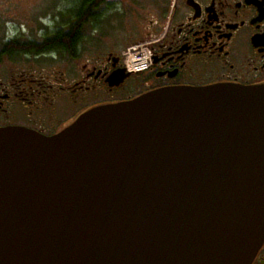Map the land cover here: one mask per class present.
Returning a JSON list of instances; mask_svg holds the SVG:
<instances>
[{
	"label": "water",
	"instance_id": "obj_1",
	"mask_svg": "<svg viewBox=\"0 0 264 264\" xmlns=\"http://www.w3.org/2000/svg\"><path fill=\"white\" fill-rule=\"evenodd\" d=\"M264 87H172L52 136L0 128V264H251Z\"/></svg>",
	"mask_w": 264,
	"mask_h": 264
},
{
	"label": "flooded vegetation",
	"instance_id": "obj_2",
	"mask_svg": "<svg viewBox=\"0 0 264 264\" xmlns=\"http://www.w3.org/2000/svg\"><path fill=\"white\" fill-rule=\"evenodd\" d=\"M13 8L0 3V128L52 136L159 89L264 87V0H98L84 23L64 11L70 41L52 51ZM251 264H264V242Z\"/></svg>",
	"mask_w": 264,
	"mask_h": 264
},
{
	"label": "rangeland",
	"instance_id": "obj_3",
	"mask_svg": "<svg viewBox=\"0 0 264 264\" xmlns=\"http://www.w3.org/2000/svg\"><path fill=\"white\" fill-rule=\"evenodd\" d=\"M5 2L14 6L12 14L15 17L31 16L35 36L56 30L65 20L64 11L73 5L72 0H0V3ZM8 27L9 33H12L14 28H19L12 23H9Z\"/></svg>",
	"mask_w": 264,
	"mask_h": 264
},
{
	"label": "trees",
	"instance_id": "obj_4",
	"mask_svg": "<svg viewBox=\"0 0 264 264\" xmlns=\"http://www.w3.org/2000/svg\"><path fill=\"white\" fill-rule=\"evenodd\" d=\"M72 2H73L72 4L75 5L76 8L73 7L72 5L70 8L67 9L68 19H71L73 21L77 17L79 21L84 23L87 20V17L89 16V12H90L92 5L98 2V0H72ZM67 22L68 21L66 20V23ZM77 25H79V23ZM77 25H75L74 27L72 25L73 29L71 32L77 31V28H76ZM61 34H63V31L60 27H58L56 30L50 33L49 39H48L49 51L61 50L64 47H66V43L70 41L69 40L70 37L61 35ZM34 49L36 48L34 47Z\"/></svg>",
	"mask_w": 264,
	"mask_h": 264
}]
</instances>
